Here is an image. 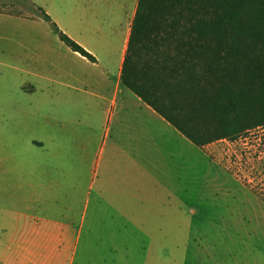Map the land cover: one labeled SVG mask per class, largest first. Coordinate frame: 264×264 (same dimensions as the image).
Wrapping results in <instances>:
<instances>
[{"label": "rangeland", "instance_id": "rangeland-1", "mask_svg": "<svg viewBox=\"0 0 264 264\" xmlns=\"http://www.w3.org/2000/svg\"><path fill=\"white\" fill-rule=\"evenodd\" d=\"M119 1L130 10L133 4L136 8L137 0ZM80 3L81 0H0V9L33 15L29 12V5L33 4L73 27L72 16L79 14ZM106 12L115 20L113 11ZM104 15L96 14L93 18L100 29L92 40L93 50L103 60L112 54L118 58V35L114 26L102 22ZM80 32L82 36L90 35L89 30ZM98 72L97 68L88 70L94 75L90 82L97 86L98 93L110 95L114 80L100 81L95 77ZM11 88L12 82H0V103L10 100L6 91ZM122 90L110 119L103 121L98 137L88 142L86 180L93 181L89 204H84L85 194L80 193L78 185H83L85 177L80 169L72 168L70 178L56 176L49 183L48 204L39 208L40 215L64 218L68 214L81 222L82 234L69 264H193V254L204 257L209 248H219L223 253L227 249L231 254L251 252V246L242 242L264 236V130L251 131L236 142L223 139L198 149L173 127L167 126L166 132L163 126L164 131L150 125L147 115L139 113L129 102L131 95L127 89ZM58 92L55 111L63 114L61 103L69 99V92L65 87ZM86 109L81 103L70 114L75 136L77 133L86 137ZM14 118L27 122L32 114ZM121 120L126 121L122 129L117 127ZM102 131L107 133L103 132L101 137ZM18 146L27 151L25 144ZM70 148L73 154L80 153L78 138ZM253 150L259 152L257 158ZM67 179L68 183H63ZM101 179L107 183L106 190L114 187L113 195L119 201L97 210L95 190ZM19 210L28 214L35 211ZM9 217L13 218L12 212ZM75 230L77 233L79 226ZM7 245V264H19L18 251L27 244ZM28 245L30 250L24 251V260L32 246L34 251L39 250V259L34 255L33 260H26L28 264L67 263L69 245Z\"/></svg>", "mask_w": 264, "mask_h": 264}, {"label": "crops", "instance_id": "crops-1", "mask_svg": "<svg viewBox=\"0 0 264 264\" xmlns=\"http://www.w3.org/2000/svg\"><path fill=\"white\" fill-rule=\"evenodd\" d=\"M107 10L115 13V20L108 15ZM134 12L135 4L130 10V7L126 8L119 0H81L79 14L72 16L75 23L73 27L50 15L62 31L95 57V61H91L65 45L41 18L0 9V82H12L13 88L6 91V96L10 100L15 96L12 101L7 99L0 103V264H7V244H27L26 248L22 246V250L18 251L16 258L19 259V264H28L26 260H33L34 255L39 259V250L34 251L32 246L30 254L24 260V251L30 250L28 244L41 242H62L69 245L66 264L73 262L77 242L82 234L81 222L68 214L64 218L45 213L40 215L39 208L41 204H48L49 183L56 176L70 178L72 168L80 169L85 177L83 185L81 182L78 185L80 193L85 194L84 204H89L93 181L89 183L86 180L87 162L90 158L88 142L98 137L103 121L110 119L112 110L118 103L119 93L124 92L122 87L131 95H128L129 102L132 101L134 108L150 119L147 121L150 125L159 129L163 126L166 132L167 126L178 131L121 82V67ZM96 14H107L102 22L116 29L118 58L112 54L103 60L93 50L92 40L100 31L98 24L93 22ZM83 29L89 30L90 35L82 36L80 31ZM112 46L115 48V45ZM90 68L99 70L95 75L96 79L103 82L114 80L110 95L98 93L97 86L90 82L94 79V75L88 73ZM60 87L67 88L69 92V99L60 102L65 110L63 114L55 111ZM81 103L87 107L86 137L77 133L76 137L72 129L70 114ZM25 113L32 114L27 122H19L14 118ZM118 123L117 127L122 129L126 121ZM103 132L107 133L102 131L101 137ZM180 135L198 149L205 147H199L183 134ZM135 136L138 137L139 134L135 133ZM77 138L82 148L75 155L71 152L70 145ZM19 143L25 144L27 151L19 148ZM68 181L64 180L63 183ZM105 183L101 179L95 190L97 210H101L100 207L106 204H118L119 201L113 195L114 187L109 185L110 189L106 190ZM68 203L71 204V201ZM19 204L20 208L34 209L37 213H23L19 210ZM68 208L71 209L70 206ZM9 212H12L13 218L9 217ZM77 226L79 230L76 233ZM242 244H249L252 251L231 254L227 249L223 253L219 248H209L204 257L194 253L193 264H264V236Z\"/></svg>", "mask_w": 264, "mask_h": 264}, {"label": "trees", "instance_id": "trees-1", "mask_svg": "<svg viewBox=\"0 0 264 264\" xmlns=\"http://www.w3.org/2000/svg\"><path fill=\"white\" fill-rule=\"evenodd\" d=\"M29 12L95 61L40 6ZM120 78L199 147L264 130V0H137Z\"/></svg>", "mask_w": 264, "mask_h": 264}]
</instances>
